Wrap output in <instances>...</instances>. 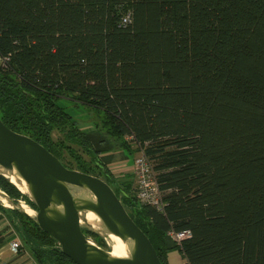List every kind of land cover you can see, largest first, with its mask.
Segmentation results:
<instances>
[{
	"label": "trees",
	"instance_id": "16d2710c",
	"mask_svg": "<svg viewBox=\"0 0 264 264\" xmlns=\"http://www.w3.org/2000/svg\"><path fill=\"white\" fill-rule=\"evenodd\" d=\"M0 60L2 123L102 178L161 264L175 249L182 264H264V0H0ZM89 124L130 157L143 149L161 211L109 172ZM0 190L37 210L1 176ZM0 211L37 264H75ZM170 231L190 235L177 246Z\"/></svg>",
	"mask_w": 264,
	"mask_h": 264
},
{
	"label": "water",
	"instance_id": "95a60500",
	"mask_svg": "<svg viewBox=\"0 0 264 264\" xmlns=\"http://www.w3.org/2000/svg\"><path fill=\"white\" fill-rule=\"evenodd\" d=\"M5 174H15L26 184L27 194L18 190L37 210L32 209L34 217L28 215L19 201L14 202L1 190L0 205L32 219L75 264H161L146 234L102 178L66 168L42 145L11 131L0 120V176L10 182ZM87 212L99 218L106 233L130 243L128 259L112 257L86 236L84 230L107 240L106 235L81 224V215Z\"/></svg>",
	"mask_w": 264,
	"mask_h": 264
},
{
	"label": "crops",
	"instance_id": "0c3cea01",
	"mask_svg": "<svg viewBox=\"0 0 264 264\" xmlns=\"http://www.w3.org/2000/svg\"><path fill=\"white\" fill-rule=\"evenodd\" d=\"M88 137L93 146L101 151L100 160L108 168L109 172L116 178L132 173L131 157L125 152L114 148V145L103 137L99 132L94 131L87 125ZM13 221V222H12ZM15 220L8 211H0V264H37L32 255L26 250L14 252L11 250L10 243L14 240H21L14 229ZM22 245V244H21ZM172 254H168L167 260L170 261ZM184 262V261H183Z\"/></svg>",
	"mask_w": 264,
	"mask_h": 264
},
{
	"label": "built area",
	"instance_id": "2783aa9c",
	"mask_svg": "<svg viewBox=\"0 0 264 264\" xmlns=\"http://www.w3.org/2000/svg\"><path fill=\"white\" fill-rule=\"evenodd\" d=\"M130 16L126 15L122 19V23H129ZM3 61L4 60H0ZM138 148H140L139 153L136 158L133 160L132 164V173L135 179V195L137 200L141 204L150 205L155 207L157 210L163 209V200L162 193L159 189L156 173L153 167L152 161L145 155L143 149L136 144ZM189 232H181L174 233L169 232L168 237L171 241L178 246V244L189 237ZM11 250L17 252L21 247V243L19 240H14L10 243Z\"/></svg>",
	"mask_w": 264,
	"mask_h": 264
},
{
	"label": "bare ground",
	"instance_id": "6f19581e",
	"mask_svg": "<svg viewBox=\"0 0 264 264\" xmlns=\"http://www.w3.org/2000/svg\"><path fill=\"white\" fill-rule=\"evenodd\" d=\"M5 176L13 183L17 188L21 190L23 193H28L26 184L15 174H5ZM0 200L2 197L0 196ZM5 206L10 207L12 206L10 203L5 202ZM24 211L30 215L35 216V212L28 206H23ZM81 224L88 225L94 230L101 232L102 234L106 235L108 240V252L112 257L121 258V259H128L130 257V250L131 245L130 243H123L119 238L114 235L108 234L104 231L103 226L99 218L92 212H87L81 215Z\"/></svg>",
	"mask_w": 264,
	"mask_h": 264
},
{
	"label": "rangeland",
	"instance_id": "374dc122",
	"mask_svg": "<svg viewBox=\"0 0 264 264\" xmlns=\"http://www.w3.org/2000/svg\"><path fill=\"white\" fill-rule=\"evenodd\" d=\"M90 125V124H89ZM131 148L134 150V154L132 155V159H131V161H132V164H133V160H134V158H136L137 157V155H138V153H139V150H140V148H138L137 146H136V144H131ZM132 181H133V187L135 188V186H136V184H135V179L134 178H132ZM3 204H5V202L3 203ZM19 204L23 207V206H27L24 202H22V201H19ZM29 207V206H28ZM23 209H24V207H23ZM99 236V235H98ZM93 243H95L94 242V239L92 238V237H90V236H87ZM100 237V236H99ZM101 238V237H100ZM103 241H104V243H105V247H101V249H103V250H105V251H108V249H109V246H108V240H105V239H103V238H101ZM96 244V243H95ZM97 245V244H96ZM170 254H172V257L173 258H170V261H169V264H182L183 263V258H182V255L179 253V251L177 250V249H175V250H172V251H170L169 252ZM168 253V254H169Z\"/></svg>",
	"mask_w": 264,
	"mask_h": 264
}]
</instances>
